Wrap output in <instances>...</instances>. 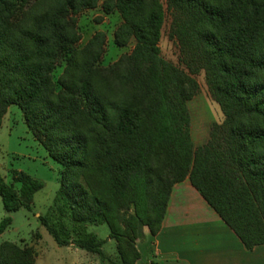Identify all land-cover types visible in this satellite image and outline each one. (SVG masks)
I'll return each instance as SVG.
<instances>
[{"label": "trees", "instance_id": "obj_1", "mask_svg": "<svg viewBox=\"0 0 264 264\" xmlns=\"http://www.w3.org/2000/svg\"><path fill=\"white\" fill-rule=\"evenodd\" d=\"M99 4L121 20L115 46L134 42L108 65L103 31L78 44L76 15ZM166 11L188 71L161 54ZM199 71L222 118L195 147L187 103ZM12 104L62 165L55 202L74 225L105 223L117 264H136L143 227L158 233L172 186L186 178L245 248L264 245V0H0V125ZM13 179L17 189L0 176L7 212L43 186L24 172ZM40 221L57 245L103 256L97 235L71 238L62 222ZM10 224L5 216L0 234ZM35 256L26 243H0V264Z\"/></svg>", "mask_w": 264, "mask_h": 264}, {"label": "rangeland", "instance_id": "obj_2", "mask_svg": "<svg viewBox=\"0 0 264 264\" xmlns=\"http://www.w3.org/2000/svg\"><path fill=\"white\" fill-rule=\"evenodd\" d=\"M162 1L165 4V0ZM76 19L81 35L78 43L80 46L96 31L105 33L101 65L114 62L121 54L132 49L133 41L126 47L115 46L113 31L121 20L116 13L105 14L100 4L95 8L81 11L76 15ZM169 22L170 16L166 11L159 42L161 54L166 60L188 71L181 62L177 42L168 36ZM61 70L62 67H58L55 74H59ZM191 76L198 84L196 94L187 103L190 136L196 147L208 139L212 123L221 121L222 112L209 94L203 71L192 73ZM61 170L62 165L49 156L27 128L20 108L15 104L10 105L0 125V176L4 182L14 185L17 189L19 183L14 181L13 172H24L39 179L43 186L34 192L28 207L22 205L14 212H7L0 198V221L5 216L11 217V224L0 234V243L10 241L31 245L36 254L35 264H117L119 259L115 241L108 239V226L105 223L74 225L68 209L60 205V202H55ZM41 216L47 217L53 223L62 222L68 228L71 238L76 237L79 232H89L104 239L101 247L103 256L84 250L66 251L64 247L56 244L53 236L41 223Z\"/></svg>", "mask_w": 264, "mask_h": 264}, {"label": "crops", "instance_id": "obj_3", "mask_svg": "<svg viewBox=\"0 0 264 264\" xmlns=\"http://www.w3.org/2000/svg\"><path fill=\"white\" fill-rule=\"evenodd\" d=\"M62 247L82 250L73 244ZM136 247V264H264V245L245 248L188 178L172 186L158 233L151 235L144 226Z\"/></svg>", "mask_w": 264, "mask_h": 264}]
</instances>
